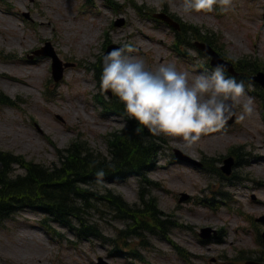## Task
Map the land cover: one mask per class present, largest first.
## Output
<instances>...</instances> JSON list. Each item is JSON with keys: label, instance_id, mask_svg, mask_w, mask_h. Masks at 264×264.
I'll return each instance as SVG.
<instances>
[{"label": "rangeland", "instance_id": "obj_1", "mask_svg": "<svg viewBox=\"0 0 264 264\" xmlns=\"http://www.w3.org/2000/svg\"><path fill=\"white\" fill-rule=\"evenodd\" d=\"M119 1L124 3L119 11L106 5L105 0L0 3V94L6 93L20 102L18 107L0 106V150L52 165L58 161V148L68 147L81 138L97 151L108 153L105 135L125 127L127 121L104 113L95 95L105 93L85 64L92 68L90 58H95L96 68V61L102 58L109 43L133 42L136 47L129 55L142 57L153 70L160 63L172 61L178 69L202 73L195 65L206 64L207 57L192 46H185L184 53L178 52L175 30L147 12L140 13L132 0ZM135 1L146 4L145 11L168 8L185 23L199 27L201 34V28L212 32L219 49L228 56L249 58L251 63L258 58L264 67V0H231L227 11H221L223 5L217 3L211 12L191 13L183 12V0ZM6 8L15 11L8 14L3 10ZM121 18L125 22L119 26ZM49 20L51 25L47 24ZM86 32L88 40L81 43ZM16 36L25 37L27 42ZM47 41L52 42L63 60L75 63L65 70L64 79L59 82L53 79L52 59L32 53ZM35 61L39 65L33 64ZM246 64L248 67L249 63ZM1 71H13L31 79L35 83L32 93L9 91L6 83L11 82ZM254 89L261 88L245 86L247 95L254 100L253 114L245 121L236 119L230 124L233 129L223 125L191 144L180 137L158 136L163 149L159 167L150 176L160 182L153 189L160 208L179 224L172 230L170 240L149 234L145 245L144 239L120 237L122 248L117 252L110 243L94 238L76 239L71 231L56 223L53 225L59 235L54 237L39 224L44 212L25 209L0 224V264H98L101 256L113 264H245L247 259L241 257L242 253L264 259V223L256 220L264 214V95L251 94ZM46 92L55 98L47 99ZM236 109L238 115L239 104ZM235 147L242 157L232 180L208 169L209 164L202 169L179 162L173 155L174 148H180L203 162L214 156L210 164L220 167ZM24 171L14 168L15 174ZM106 184L130 201H138L139 183L135 179ZM183 194L189 198L180 200ZM93 219L112 237L126 224L107 211L103 216L96 212ZM204 226L217 227L219 236L225 231L224 239L217 236L198 240ZM176 245L193 255L184 259Z\"/></svg>", "mask_w": 264, "mask_h": 264}, {"label": "clouds", "instance_id": "obj_2", "mask_svg": "<svg viewBox=\"0 0 264 264\" xmlns=\"http://www.w3.org/2000/svg\"><path fill=\"white\" fill-rule=\"evenodd\" d=\"M230 2L183 0L182 9L185 13L211 12L220 3V10L227 11ZM135 47L133 42H123L103 53L99 87L106 95L110 92L118 98L122 115L138 122L137 131L147 129L151 134L180 137L191 144L201 133L221 128L233 116L245 121L253 114L254 100L247 95L244 82L226 75L225 65L192 74L169 61L153 70L142 57L128 54ZM90 59L95 63V58ZM96 175L103 177L104 169Z\"/></svg>", "mask_w": 264, "mask_h": 264}, {"label": "trees", "instance_id": "obj_3", "mask_svg": "<svg viewBox=\"0 0 264 264\" xmlns=\"http://www.w3.org/2000/svg\"><path fill=\"white\" fill-rule=\"evenodd\" d=\"M146 137V133L137 131L136 126L129 128L122 138L112 144L111 159L94 154L86 146L74 144L65 150L61 165L46 167L26 162L27 174L16 177H12L13 164L24 163L25 160L12 153L0 152V221L19 208L37 207L79 234L100 235L97 226L89 224L85 214L89 208L96 206L94 201L97 200L106 203L118 215L132 219L130 225L136 227L139 217L151 212L155 204L144 200L145 208L140 210L111 190L97 194L85 185L114 175L123 177L147 167L156 148ZM101 168L105 175L98 177L96 172ZM155 218L161 225L162 220L157 216ZM140 219L137 229L145 225L152 227L145 219Z\"/></svg>", "mask_w": 264, "mask_h": 264}, {"label": "bare ground", "instance_id": "obj_4", "mask_svg": "<svg viewBox=\"0 0 264 264\" xmlns=\"http://www.w3.org/2000/svg\"><path fill=\"white\" fill-rule=\"evenodd\" d=\"M53 22L49 20L47 24L51 25ZM16 38L21 41V42H27L26 38L23 36H16ZM88 40V33L86 32L83 36V39L81 40V43H85ZM79 48H81V45H77ZM3 75H6V78L11 82V83H6V86L9 87V91L19 94L21 92H25L27 94L32 93L31 87L34 86V82L27 78L23 74H14L13 71H1ZM86 215H89V211L87 210Z\"/></svg>", "mask_w": 264, "mask_h": 264}, {"label": "water", "instance_id": "obj_5", "mask_svg": "<svg viewBox=\"0 0 264 264\" xmlns=\"http://www.w3.org/2000/svg\"><path fill=\"white\" fill-rule=\"evenodd\" d=\"M258 79H260L264 83V74H261Z\"/></svg>", "mask_w": 264, "mask_h": 264}]
</instances>
